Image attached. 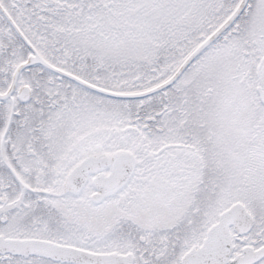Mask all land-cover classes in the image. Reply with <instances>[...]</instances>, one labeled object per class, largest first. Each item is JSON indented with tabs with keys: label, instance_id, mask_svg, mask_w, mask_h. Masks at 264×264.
Segmentation results:
<instances>
[{
	"label": "snow or ice",
	"instance_id": "1",
	"mask_svg": "<svg viewBox=\"0 0 264 264\" xmlns=\"http://www.w3.org/2000/svg\"><path fill=\"white\" fill-rule=\"evenodd\" d=\"M0 264H264V0H0Z\"/></svg>",
	"mask_w": 264,
	"mask_h": 264
}]
</instances>
